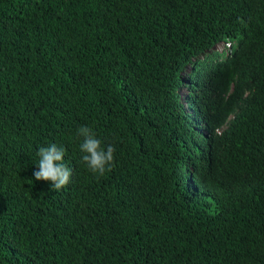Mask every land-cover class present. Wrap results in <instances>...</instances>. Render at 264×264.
I'll return each instance as SVG.
<instances>
[{"label":"trees","instance_id":"trees-1","mask_svg":"<svg viewBox=\"0 0 264 264\" xmlns=\"http://www.w3.org/2000/svg\"><path fill=\"white\" fill-rule=\"evenodd\" d=\"M0 264H264V0H0Z\"/></svg>","mask_w":264,"mask_h":264},{"label":"clouds","instance_id":"clouds-1","mask_svg":"<svg viewBox=\"0 0 264 264\" xmlns=\"http://www.w3.org/2000/svg\"><path fill=\"white\" fill-rule=\"evenodd\" d=\"M195 65L194 67H197ZM193 67V66H192ZM191 85H185L178 92L179 106L183 113L188 117L194 114L201 115L198 108L189 103L187 97L193 93ZM197 119V118H196ZM193 122L195 132L202 138L208 136V128L203 125V118ZM226 126L223 127L225 129ZM77 137L81 138L79 150L83 153L81 159L89 171L97 176H104L110 171L115 159V148L111 145L103 146L102 141L96 137V134L87 125H81L76 129ZM66 149L58 146L56 143H50L46 147L42 146L37 151L38 160L37 169L33 175L37 181L51 182L54 190L60 191L71 182L72 170L64 163Z\"/></svg>","mask_w":264,"mask_h":264}]
</instances>
